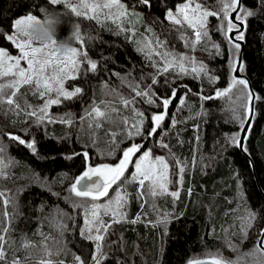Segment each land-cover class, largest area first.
Listing matches in <instances>:
<instances>
[{
	"label": "trees",
	"instance_id": "16d2710c",
	"mask_svg": "<svg viewBox=\"0 0 264 264\" xmlns=\"http://www.w3.org/2000/svg\"><path fill=\"white\" fill-rule=\"evenodd\" d=\"M135 1L144 21L163 40L181 45L178 30L165 16L167 9H175L183 0H150L151 7ZM243 5L256 14L247 17L242 72L250 79L256 96L262 98L256 101L255 117L245 143L250 158L231 143L240 124L231 115L228 100L225 96H215L216 91H223L230 83L227 54L210 60L211 74L217 78L215 83L204 75L200 81L194 74L178 76L170 70L157 74L158 82L154 85L149 74L151 84H147L149 66L128 34L106 31L95 20L77 17L63 4L50 5L48 0H0L1 48L13 50L5 34H12L11 23L15 18L29 11L42 18L39 8L47 7L57 16L53 26L57 42L67 38L70 46L74 45L78 25L83 38L81 50L97 64L95 72L88 70L87 64L81 66L74 84L83 89L82 93L56 106L51 113L65 119L66 114L71 113V126L47 121L37 126L35 119L24 127L12 126L10 116L0 111V147L5 149L4 162L8 165L6 178H0V192L4 193L0 196V227L6 226L4 201L7 199L11 225L6 238L14 242L5 245L9 257L22 238L26 237L40 248L43 238L48 237V247L61 250L52 260L71 262V256H80L86 264H92L90 258L95 245L81 235L83 218L81 211L76 215L69 203L75 204L77 200H71L73 196L68 189L87 167L82 153H88L92 164L116 163L122 158V150L128 148L132 137L128 136L121 120L128 116L129 109L111 112V120H99L98 128L89 126L86 110H90L94 102L101 103L106 90L111 93L108 103L122 104L119 96L144 102V98L135 96L130 85H139L141 89V85L151 87L155 100L170 97L175 89L176 97L165 121L156 136L146 140L150 143L162 138L168 145L165 153L187 164L188 177L175 205L171 206L168 198L161 201L162 207L166 205L173 210L171 222L166 227H145L143 223L114 226L112 231L118 242L106 249L107 256L101 264H188L197 257L208 259L205 254L217 253V250L219 254L232 251L237 255L253 250L257 239L255 228L244 239L239 232L238 217L245 208L264 212V6L260 0H243ZM218 41H225L222 34ZM202 96L213 98L201 99ZM182 97L185 108L177 113L178 123L172 125L173 111L180 107ZM18 98L17 95L16 100ZM144 106V127L148 129L152 126L150 105ZM162 112L159 106L152 114ZM146 130L143 129L145 134ZM8 133L26 142L34 141L35 153L9 139ZM131 191L130 218L133 219L141 212V204L137 189ZM56 221L66 226L62 235ZM256 223L264 225V219L258 218ZM226 240L236 250L230 249ZM26 251L33 254V259H27L30 264L36 260L34 258H40L41 249L36 251V248L21 249L15 255L24 258Z\"/></svg>",
	"mask_w": 264,
	"mask_h": 264
},
{
	"label": "snow or ice",
	"instance_id": "6c2138e0",
	"mask_svg": "<svg viewBox=\"0 0 264 264\" xmlns=\"http://www.w3.org/2000/svg\"><path fill=\"white\" fill-rule=\"evenodd\" d=\"M140 4L151 7L150 0H138ZM219 5L218 9L210 10L204 4L200 3L199 0H183L182 3L178 4L175 11L171 9L166 10L165 19L170 23L178 26H187L194 31L193 43H199L202 37H208L207 22L208 17L215 16L219 20L217 25V31L222 32L231 45V71L233 73L240 70L243 67L242 62L239 60L237 55L238 50L241 48V41L244 40V33L247 28V17L253 16L256 13L248 10L244 7L242 0H217ZM262 6H264V0H260ZM50 5L63 4L65 8L70 10L71 13L77 17H85L90 20H96L98 23L110 20L113 24H116L120 32L126 31L124 23L131 22L132 18L137 20L142 19L139 13L135 11V6L131 8L126 6L122 0H48ZM39 11L42 13V18H38L31 11L24 15L15 18L11 27L13 34H5L6 39L10 41L16 49H18V55H10L9 51L4 48H0V110L5 112H14L19 115L20 112H24L26 115L35 117V123L37 126L43 124L45 121L49 123H65L69 126L72 125L73 119L72 114L67 113V119L64 116H53L49 114V109L52 105H59L62 100H69L77 95H80L83 91L81 87H75L74 90L69 91L64 87L65 81L68 79H76L80 73L81 64L85 63L88 65V70L95 72L97 64L88 58L86 51L78 50L75 47H70L66 52L61 54L57 49V40L53 39L51 43L39 44L33 42L28 38L29 30L33 24L43 23L45 26L53 27L57 22V16L55 13L49 12L47 7H40ZM235 13V16L232 14ZM150 32L151 29H148ZM75 37L77 41H82L80 36L79 26L75 27ZM145 45L151 44L152 41H144ZM155 48L151 49L153 55L161 58L160 62L153 61L152 66L156 68L157 74H163L169 71L170 67L175 66L178 69V73H187L188 68L185 67V60L188 61L191 66V71L197 75L203 74L207 76L210 82H214L215 78L209 76L208 70L202 63L198 66L196 62L189 57L184 55L172 53L168 50L161 51L163 49L164 42L159 38L155 40ZM214 48L219 52L217 45H213ZM142 50V49H141ZM83 57V61L79 58ZM146 58H149L146 55ZM24 62L25 66H22L21 62ZM239 65V68L237 67ZM158 75L152 77V84L158 82ZM10 77L8 80L4 78ZM27 86L28 90L33 95L38 96L44 100V103L39 108H33L31 105H26L24 108L16 102L14 99L20 92L22 87ZM240 86L239 91L241 96L245 98L246 102L241 105L244 109V115L248 116L249 119H244L240 115L235 114L233 110L234 118L239 122L242 131L246 132L245 124H250V119L255 116V104L256 101L261 100V97L256 96L254 92L249 89V82L245 78L232 77V81L229 84L228 89L224 91H216L215 96L220 97L231 92L233 88ZM135 96L146 98L145 102L148 104L156 103L153 99L155 94L152 92L151 87L141 89L139 85L132 86ZM10 90V91H6ZM113 93L119 96L118 93ZM176 97V91L173 89L170 97L162 99L161 103L164 108V113L153 114L151 116L152 126L146 130V134L143 131L145 120L144 114L134 107L131 109L134 115L131 118L125 117L121 120V124L127 128L128 136H144L145 139L155 137L157 129L161 127L162 122L165 119L168 106L171 104L172 99ZM213 97H201V99H212ZM120 101L128 107L135 103V98L127 99L119 96ZM180 104H184V99H180ZM101 103H105L101 101ZM7 104L9 107L4 109V105ZM157 106H160L157 104ZM110 111H116L115 108H111L110 104H105V109L102 111L100 106L95 102L91 106L90 110H86V117L89 119V126L100 127L99 119L104 118L111 120L109 115ZM83 119V118H82ZM173 125L175 121H172ZM9 139L17 141L19 144L25 145L32 149L35 153V142H26L21 137L12 133L7 134ZM116 134L113 133V136ZM231 143L240 147L246 151L242 139L236 136L231 137ZM144 145H136L128 147L122 150V158L116 165L104 164L98 167L88 166L85 171L74 179V182L70 185L69 191L74 196L81 199H90L95 202L100 200L102 197H108L109 191L113 185H116L114 196L109 197L108 201L99 205L92 203L91 205L73 204V208L82 207L84 210L85 218V229L81 232V235L87 239H93L96 243V252L91 256L90 260L92 264H101V244L99 243L104 239L102 232H106L112 223H119L121 217L125 215L122 211L127 203V189L126 184H137V198L142 201L145 197H156L169 194L174 198H178V192H168L167 184L168 173L170 166L167 160L162 156H153V149L148 148L141 152L135 161L131 159L133 155L140 152ZM159 147L164 149L168 145L160 139ZM5 149L0 147V178H6L5 168L8 166L4 162ZM73 155H81V153H74ZM82 155L87 160L88 153L84 152ZM72 158V157H69ZM176 161L178 166V172L176 173L178 179L177 183L183 182L184 165L182 162L175 157H172ZM131 165L134 171L129 175L125 176V173ZM123 180V183H121ZM147 182V183H146ZM4 193L0 192V196ZM5 205L8 200L5 199ZM6 214V213H5ZM170 214L165 213L164 219L161 221L168 223V216ZM102 216H109V223H105ZM89 217L93 219L90 221ZM264 219V212H257L251 209L245 208L243 214L238 217L239 219V232L242 234L244 239H247L249 231L255 228L257 236L253 252H260L264 254V225L257 224V219ZM94 222V227L89 226ZM133 223L136 221L133 220ZM56 227L63 234L65 225L61 222L56 221ZM8 229L0 227V261L3 264H23V260L33 258L32 252H27L23 258L16 257L15 252L21 249L28 250L37 248V245L32 243L26 237L21 239L20 245L12 249V256L9 258L6 251L5 245H11L14 243L10 240H6V234ZM94 233V235H93ZM43 236V234H41ZM48 237H44L39 252L40 259L38 264H53L51 257L59 255L60 249H52L47 245ZM227 246L236 250L235 246L230 241L226 240ZM208 259L196 258L190 260L188 264H237L236 261H230L223 257L219 253H206ZM77 264H86L80 256L74 257ZM55 264H63V261H56Z\"/></svg>",
	"mask_w": 264,
	"mask_h": 264
},
{
	"label": "rangeland",
	"instance_id": "374dc122",
	"mask_svg": "<svg viewBox=\"0 0 264 264\" xmlns=\"http://www.w3.org/2000/svg\"><path fill=\"white\" fill-rule=\"evenodd\" d=\"M122 2H124L126 4V6H128L130 8L132 6H135V11L140 14L142 19L137 20L135 18H132L130 23L126 21L124 23V25H123L124 28L126 29V31H124V32H120L119 29L117 28L116 24H113L110 20L104 21L103 23H98L96 20L95 21L100 27H102L106 31L118 32V33L128 34L129 35V40L134 43V45L136 46L138 51H140V52H142L144 54L145 61H146L147 65L149 66L148 77H146V79H145V82L147 84H151V82L149 80V74H150V78L155 76V74L157 75L156 68H154L152 66L153 61L160 62V60H161V58L159 56L153 55L152 52H151V49L156 47V45H155L156 38H159L161 41L164 42V47H163V49H160L161 51H164L166 49V50H168V51H170L172 53L181 54V55H184L185 57L191 58L192 60H194L196 62L197 66L199 64H201V63L203 65H205L207 70H208L209 76H212V77L215 78L213 83L216 82L217 78L215 76H213V74H211L212 71H211V68H210V60L213 59L214 57H217L218 55L227 54L228 58H229L228 64H229L230 83H231L232 77H233V72L231 71V51H232V49H231V45L228 43V40L225 37V35L222 32L217 31V25L219 24V20L215 16L208 17L207 29H208L209 35H208V37H202V39H201V41L199 43H193L195 37H194V31L192 29L188 28L187 26L181 27V26L174 25V24L171 23L178 30L179 38L181 40V45H174V44H170L169 42L167 43L165 40H163L159 36L158 32L156 30H154L150 25H148L144 21L143 16H142V12H141L140 9H138V5L136 4L135 0H122ZM199 2L204 4L210 10H215V9L219 8L217 0H199ZM171 10L175 11V9H171ZM148 29H151V31L149 32ZM12 34H13V32H12ZM219 34H222L224 36V38H225L224 42L218 41ZM75 39H76V37H75ZM149 40L152 41V43L148 44V45H145L144 41H149ZM213 45H217L218 46L219 52H217V49L214 48ZM81 46H82L81 45V41H77V39H76V43L74 45H72L71 47H75L78 50H81ZM4 49L9 51L10 55H18L19 54L18 49H16L14 47V45H13V50H9L8 48H4ZM238 53H239V50L237 52V55H238ZM146 55L148 57H150V59L146 58ZM79 59L81 61H83V57H80ZM21 64H22V66L26 67V65L24 64L23 61L21 62ZM184 64H185V67L188 68V71H187V73H183V74H187V75H193L194 74L195 77L198 78L201 81L203 74L197 75L196 73H193L191 71V66H189L187 60H185ZM84 65H85V63L81 64V66H84ZM81 69H82V67H81ZM81 69H80V71H81ZM170 70L175 72L178 76L182 75V74L178 73V69L175 66L170 67L169 71ZM204 77L207 78V76H204ZM8 79H10V77L4 78L5 81L8 80ZM74 81H75V79L66 80L65 84H64V87L67 90H69V91L74 90V88L77 87L74 84L75 83ZM141 86H142V89H146L144 85H141ZM228 87H229V85H228ZM228 87L225 88L224 90L228 89ZM239 88H240V86H237V87L233 88L231 92H228L226 95H223V96H225L226 99L228 100V104H229V109L231 111V115L233 116V110H235V114L236 115H240L244 119L247 120L248 116L244 115V109H243V107H241V105H243L246 102V100H245L244 97L241 96ZM6 91H10V90H6ZM152 92H153V89H152ZM17 95L19 97L18 100H16V97L14 99L16 100V102H18L21 105L22 108H24L26 105H31L33 108H39L44 103V100L40 99L36 95H33L32 92L28 90L27 86L22 87L20 89V92ZM110 95H111L110 91L106 90V93L103 96L104 97L103 101L105 103H96V104L100 106L102 111L105 109V104L112 105L111 108H115L116 110H118V109H129L127 118H129V122L130 123H131L130 119L134 115V113L131 110L133 107L135 109L139 110L140 112L143 111L142 113L144 114V110H145L144 109L145 108L144 105H146V108H147V105H150L149 106V109L151 111L150 115L152 116L153 115L152 114L153 109H155L156 107H159V106H157V104H159L160 107L162 106V103H161L162 99L156 100V103H154V104H148V103L145 102L146 98H144V102H142L140 99H136L137 101L135 100V103L133 105H129L128 108H126L123 103L120 104V105L119 104L116 105L114 103L113 104L112 103H108L107 100H109ZM72 99H69V100H72ZM153 99H154V97H153ZM21 101H23L22 104H21ZM64 101H66V100H62V103ZM172 102H173V99L171 101V104H172ZM186 103H187V101H186ZM61 104L52 105L50 107V109H49V114L51 115L52 112H55L54 108L56 106H60ZM171 104L168 106V109L171 108ZM121 106L123 108H120ZM8 107L9 106L7 104L4 105V109H7ZM162 108H163V106H162ZM184 108H185L184 105L180 104V107H177L173 111L172 121L173 120L175 121L174 125H176L178 123V121H177V118H178L177 113H180V111L182 109H184ZM168 109H167V113L165 115V119H166V117L168 115ZM0 111H1V114H2L3 113L2 111H4V110H0ZM164 111L165 110L163 108V112L162 113H164ZM111 112H113V111H110L109 115H110ZM147 112H149V111H147ZM5 113L10 116L9 123L12 126L24 127V126L28 125L29 123H31V121L33 119H35V117L28 116L24 112H20L19 115L15 114L14 112H5ZM162 113H158V114H162ZM143 118H144V120L146 119L145 118V114H144ZM233 118H234V116H233ZM98 119L101 120V119H104V118H98ZM165 119H164V121H165ZM163 122H162V124H163ZM172 125H173V123H172ZM143 129L146 130L147 128L144 127ZM164 134H166V132ZM240 135H241V128L239 129L238 132H236L234 134V136L240 138ZM151 138H153V137H151ZM160 139L161 138L158 137L157 139H154V141L149 143V141H147L144 138V136H134V137H132V140H131V142H130L128 147L132 146L133 144H136V145L143 144L144 147L141 148L140 152H137L135 155H133L131 157V159L133 161H135L137 159V157L141 154V152H143L144 150H146L148 148H152L153 149V156H162V157H164L167 160V162L169 163V166H170V171L168 173V180L170 182L167 184L168 192L169 193L178 192L179 196H178V198H174L173 196H171L169 194H165L163 196L145 197V199L143 201L141 199H139L140 204H141L140 205L141 206V212H138L134 216V218L131 219L130 218L131 217V210H132V206H131V201H132L131 193H132V191H131V189H134V188L138 189V185L137 184H131V183L126 184L125 187H126L127 193H128L127 203L124 206V208L122 209V211L125 213V215L123 217H121L119 223H112L111 227H109L106 232H102V235L104 236V239L99 242L101 244V249H100L101 254H102L101 255V261L103 259H105L106 256H107L106 249H108V247H110L111 245H115L118 242L116 240V238H114L115 236H114L113 231H112L114 226L119 225L121 223H126V224L133 223L132 221L135 220L136 221L135 223H143L145 227H154L156 225H163L164 227H166L171 222V220L173 219V216H174L173 210H170V209L166 208L167 207L166 205L164 207H162L161 206L162 205L161 201H163V200L168 198V199H170V201H171L170 205L172 206V204L175 205V202L181 198V196L183 194V190L185 189V184H186V180H187V177H188V166H187V164L184 161L180 160L178 157H175V158H178L182 162V165L185 166L184 167V172H183V182L182 183H177L178 177H177L176 173L178 172V166H176L175 159L170 158L168 156V153H165V150L168 152V148L162 149V148L159 147ZM117 163H119V161L116 162V163H98V164H92L91 163L90 166L98 167V166H101V165H104V164L116 165ZM87 167H86V169H87ZM133 171H134V168L131 165H129V167H128L126 173H125V176H129ZM121 183H123V180H121ZM115 188H116V185H113L112 189H110V191H109V196L108 197H102L100 200L95 201V202L91 201L90 199H81L79 197L74 196V194H72V196L74 198L71 197V200L72 201L77 200L75 204L91 205L92 203H96V204H99V205H103V204H105L108 201L109 197H113L114 196V191L113 190ZM189 193H190V190H189ZM69 203L73 206L72 202H69ZM166 204H168V203H166ZM8 205H10L9 201L5 205V208H6L5 209V213H6L5 214L6 215V226H5V228L8 229L7 233L9 232L10 225H11L10 212H9V209H8ZM73 209H74V212L76 213V215L81 211L80 215L82 216L83 221H82V224H81L80 227H81V232H82L85 229V227H86L85 226V218H84V210H83L82 207L73 208ZM165 213L170 214L168 216V223L166 225H165V223L161 222L164 219V214ZM102 218H103L105 223H109V221H110L109 216H102ZM92 219H93L92 217H89L90 221ZM89 226H93L94 227V222H93L92 225H89ZM93 235H94V233H93ZM6 240H7V238H6ZM88 240L93 241V243L95 245V249H94V253H95L96 252V243L97 242H95L93 239H88ZM39 249L40 248H36V251H39ZM218 252L219 251L217 250V253ZM222 255L227 260L236 261L237 264H264V254H262L260 252H253V250L250 251V252H246V254H238L237 255L235 252L231 251L229 253L224 252ZM16 257L21 258L23 260V257L22 256H18V254L16 255ZM197 258L205 259L203 257H197ZM31 259H33V258H31ZM34 259H36V260H33L32 263L33 264H38V261H39L40 258H34ZM51 259H53V258H51ZM71 259H73V260H71V262L63 261V264H77V262L74 259V256H71ZM52 261H53V264H55L56 261L55 260H52ZM23 264H30V262L27 261V260L26 261L23 260Z\"/></svg>",
	"mask_w": 264,
	"mask_h": 264
},
{
	"label": "clouds",
	"instance_id": "9594fccd",
	"mask_svg": "<svg viewBox=\"0 0 264 264\" xmlns=\"http://www.w3.org/2000/svg\"><path fill=\"white\" fill-rule=\"evenodd\" d=\"M55 30L53 27L45 26L43 23L33 24L29 30L28 38L39 44H48L55 39ZM73 34H70V36ZM67 38L64 41L57 43L58 51L63 54L70 48Z\"/></svg>",
	"mask_w": 264,
	"mask_h": 264
},
{
	"label": "water",
	"instance_id": "95a60500",
	"mask_svg": "<svg viewBox=\"0 0 264 264\" xmlns=\"http://www.w3.org/2000/svg\"><path fill=\"white\" fill-rule=\"evenodd\" d=\"M243 2V0H242ZM233 16H235V13L232 14ZM241 48L239 49V53H238V57H239V60L242 62L243 64V52H244V48H245V41H241ZM237 67L239 68V65H237ZM233 76H236L238 78H245L247 79V81L249 82V89L255 93V90L253 89V86H252V83L250 81V79L248 78V76L246 74H244L242 72V68H240L239 71L233 73ZM256 94V93H255ZM255 112H256V108H255ZM255 117V116H254ZM249 119V117L247 118ZM253 120L254 118H251L250 119V124H245V128L247 129L246 132L242 131L241 130V135H240V138L242 139V142H243V145L245 147V143H246V139L247 137L249 136V133H250V130H251V127H252V124H253ZM239 149L247 156L250 158V155L248 154L247 151H244L242 150L240 147ZM91 165V160L89 158H87V162H86V166H90ZM263 196H264V193H263Z\"/></svg>",
	"mask_w": 264,
	"mask_h": 264
}]
</instances>
